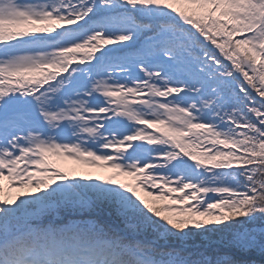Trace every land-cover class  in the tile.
<instances>
[{"label": "snow or ice", "instance_id": "6c2138e0", "mask_svg": "<svg viewBox=\"0 0 264 264\" xmlns=\"http://www.w3.org/2000/svg\"><path fill=\"white\" fill-rule=\"evenodd\" d=\"M0 264H264V0H0Z\"/></svg>", "mask_w": 264, "mask_h": 264}, {"label": "rangeland", "instance_id": "374dc122", "mask_svg": "<svg viewBox=\"0 0 264 264\" xmlns=\"http://www.w3.org/2000/svg\"><path fill=\"white\" fill-rule=\"evenodd\" d=\"M50 159H52L54 162L58 163L64 171L68 172L69 175L74 174L75 172L79 173L81 172L82 174H90L93 177L95 176H101L102 178H107L110 175H116L117 179L119 181H124L130 184L135 185L136 181L134 177H130V176H122V175H118L116 173L115 170L110 169V168H93L90 167L87 164L84 163H80L76 160H65L63 158H57V157H51ZM7 183V182H5ZM15 190H12V193H14Z\"/></svg>", "mask_w": 264, "mask_h": 264}, {"label": "trees", "instance_id": "16d2710c", "mask_svg": "<svg viewBox=\"0 0 264 264\" xmlns=\"http://www.w3.org/2000/svg\"><path fill=\"white\" fill-rule=\"evenodd\" d=\"M84 174V173H83ZM19 191V189H16L14 193H12L13 196H15L17 194V192ZM25 191H33V189H26ZM138 194L143 197L145 200H148L149 202H153L154 198L150 195H148L145 191H143L142 189H137ZM158 203H172L171 201H159ZM162 215H177L176 213H163ZM197 219H205L204 217H197ZM208 219H212V218H208ZM207 235V234H206ZM194 239H196L195 235L193 237Z\"/></svg>", "mask_w": 264, "mask_h": 264}]
</instances>
